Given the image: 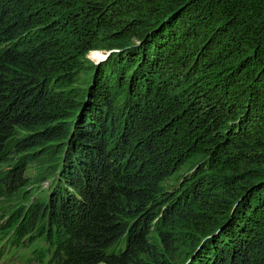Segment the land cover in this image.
<instances>
[{
	"label": "trees",
	"instance_id": "16d2710c",
	"mask_svg": "<svg viewBox=\"0 0 264 264\" xmlns=\"http://www.w3.org/2000/svg\"><path fill=\"white\" fill-rule=\"evenodd\" d=\"M0 204L31 263L264 264V0H0Z\"/></svg>",
	"mask_w": 264,
	"mask_h": 264
},
{
	"label": "rangeland",
	"instance_id": "374dc122",
	"mask_svg": "<svg viewBox=\"0 0 264 264\" xmlns=\"http://www.w3.org/2000/svg\"><path fill=\"white\" fill-rule=\"evenodd\" d=\"M108 55L109 54L106 51H93V52L89 53V55L86 56V68L87 69L85 71L86 72L85 75L84 74L82 75V78H83L84 82L92 81L93 80V76H94L97 68L105 61V59L108 57ZM85 104H87V99H86V103ZM109 118H110V120L108 121V123H109L110 127H112L114 141L116 142V145H117V143H120L121 144L123 140H126V139L129 138L128 136H126L125 138H123V130H122V133L121 134L119 133L120 127H121V119H120L118 113H115L113 115L111 114V116H109ZM112 119H113V121H112ZM69 124L71 125L72 122H70ZM81 125L82 126H85L87 128V130L86 129H83L79 125L78 126V129L76 131L80 132L81 133V136L84 137L85 136V132L89 130V127H88L86 121H85V124H81ZM66 128L69 130V128H70L69 125ZM108 134H109V132H108ZM109 136H110V134H109ZM69 138H72V136H69V137L64 138V143H63L64 145H62V146H60L57 143L56 144L53 143L51 146H49V144H46V146L44 145V147H46V149H47L46 150L47 155H45V158H47V159H45V158L43 159L42 158L40 160V162L43 165H45V166H50L48 169H51L52 168V170H53L57 166L56 164H58V162H59L58 159L60 158V156L63 155V153H66V152L69 153V158H70V156L74 154V150L75 149L72 148V145H71L72 142L70 141ZM126 142H128V141L126 140ZM132 144H133L132 147L131 148H128L127 151H126V156L128 158L126 160V163L129 162V161H130L131 164L138 163L140 165H143V162L144 163H147L148 160H146V159H148L149 157H148L147 153L145 152V148L142 145V142L140 143L139 140L136 139ZM69 147H70V149H69ZM72 149H74V150H72ZM43 150L44 149H42L41 151H43ZM81 153H82V155H85L84 151H81ZM51 160H54L56 162H53ZM57 160H58V162H57ZM46 161H47V163L49 165L46 164ZM146 168L149 171H154V169L151 170L152 167L149 166V165L146 166ZM37 172H38V169H36V165H35V168L30 169L29 172H28V174L32 178H34V182L35 183L40 182V178H39ZM69 174H71V172H69ZM176 182L177 181H174V182L167 181V183H164L161 187L166 190V193L167 194L173 193L175 191V189H177V186H178V184H177L178 182L177 183ZM38 185H39V187H38ZM35 186L37 188H41V189H39L37 191V193H36V195H35V197L33 199H32V196L31 197H29V195L27 196V199L29 201V206L33 203V201L38 200L41 196H45L49 192V189L52 186V181L46 180L42 184H37V185L35 184L31 189H29L30 190V195H31V193H34L37 190V188L35 189ZM167 197L169 198V196H164V198H167ZM181 198H182L181 197V193L179 195H177L176 197H174V198L171 197V199L176 200V202L181 201ZM167 203L168 204H171V201H168V200L167 201L166 200L164 201V199L162 198L161 199V203L156 204L155 207H154V209H151V210L160 211L161 207L163 205L166 206ZM2 205H4V204H0V207ZM25 208L26 207H21L20 208V211L25 210ZM169 208L170 207H168L166 210H168ZM10 209H14V207L12 206V207H10ZM10 209H9L8 213L10 212ZM134 220H135V218L129 220V222L131 224V227H134V225H132L134 223ZM157 230L154 231V232H152L149 229L148 230V232H149L148 235L150 236L149 238L151 239L150 242L152 243V246L155 245L157 247V251L160 252V254H161V251H163L164 249H162V246L160 244V241L157 238ZM6 251H7V248L4 249V251L0 254V264H38V263H31V262H25V261H23V259L21 258V255L24 252V249L23 248L19 249L15 253V256L10 257L8 259L9 260L8 262H3V260L5 259V257H3V255H4V253H6ZM186 256L189 257L190 254H188V255L185 254L181 258L177 259L178 260L177 263L179 264V263H182L184 260L186 261ZM24 257L25 258H30L31 257V253H27L26 255L24 253ZM230 259H232V258H230ZM237 260L240 261V263L243 262L242 259H237ZM231 263H232V261H231ZM233 264H235V262Z\"/></svg>",
	"mask_w": 264,
	"mask_h": 264
}]
</instances>
